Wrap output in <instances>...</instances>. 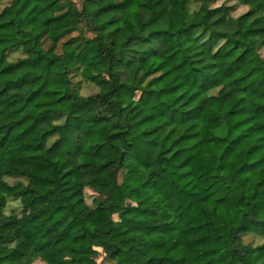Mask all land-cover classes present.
I'll return each instance as SVG.
<instances>
[{"label":"trees","instance_id":"obj_1","mask_svg":"<svg viewBox=\"0 0 264 264\" xmlns=\"http://www.w3.org/2000/svg\"><path fill=\"white\" fill-rule=\"evenodd\" d=\"M5 1L0 76L60 72L0 83V264H102L87 245L105 264H264V244L244 240L264 239V0L195 12L194 0ZM74 71L98 93L84 97ZM210 108L224 134L202 138ZM211 145L217 162L200 172ZM74 174L58 205L36 210ZM209 204L236 209L239 226Z\"/></svg>","mask_w":264,"mask_h":264},{"label":"rangeland","instance_id":"obj_2","mask_svg":"<svg viewBox=\"0 0 264 264\" xmlns=\"http://www.w3.org/2000/svg\"><path fill=\"white\" fill-rule=\"evenodd\" d=\"M7 4V1L3 2L0 4V10ZM223 4H230V5H234V3L228 1V0H218L217 2H212L211 3V7H217V6H221ZM201 7V3L199 2V0H194L191 5H190V10L192 12L197 11L199 8ZM237 11V10H236ZM246 11V10H245ZM243 11H239L238 13L235 12L234 14H242L245 12ZM233 14V15H234ZM261 54L264 57V49L261 50ZM19 58L18 54H15L12 59L16 60ZM35 70L38 73H47L49 72L52 77H56L58 75V73L60 72V64L55 65L54 67H49L47 65L46 62H42L39 64H34L29 68H24L22 71H20L21 69H17V70H9L6 71L5 73H3L0 76V83H2L4 80L6 79H11L14 78V76L18 75L19 73L23 72L24 70ZM88 70L91 71V69L88 68ZM90 71H88V73H90ZM71 77L76 85V89L79 90V92L84 96V97H90L93 96L95 94L98 93V88L93 85L92 83H89L88 81H86L83 77H82V73L81 71H74L71 73ZM214 109V108H213ZM212 108L208 109V112L205 113V115L203 116L200 124H199V128L201 131V135L202 138H208L211 135H217V136H222L224 134V128L218 125H214L211 124L208 119L207 116L210 114L211 111H213ZM70 142H71V138H70ZM14 144V143H13ZM220 146L219 145H211L210 147V153L209 155H207V160H206V165L205 166H200L198 169L199 171H203L205 169H207V167L214 165L217 160L216 157L218 155V151H219ZM77 148L75 143H70V152H74L76 153ZM235 161V160H234ZM234 161H232L231 163H234ZM236 163V161H235ZM234 163V164H235ZM234 164H230L228 166V170H227V174H229L232 170H233V165ZM39 173L44 176V177H48L50 179L55 180V177L53 176V169H39ZM15 179H9L10 183H13ZM79 184V178L77 175H73L69 178H67L63 185L58 186L57 192L46 202L44 203H39L36 206V210H42V209H50L55 207L56 205H58L62 198H61V193L63 190H69V189H73L76 186H78ZM98 198V195L90 190V189H86L85 190V199L86 202L89 206H93V202L95 199ZM77 199V198H75ZM205 209L209 212L215 213L217 220L220 223H225L228 225H234V226H239L240 224V220L238 217V211L234 208H230V207H224V206H218L215 204H209L205 206ZM20 204L17 201H11L10 204L8 205L7 208V213L10 214L12 212H16V213H20ZM260 214L261 217L264 218V194H263V198H262V206L260 209ZM94 218H96L97 220H104V216L100 215L98 213H96L94 215ZM193 225H197L198 222L193 221L192 222ZM211 234V228H205L199 232H197L196 236L199 239H203L205 237H208ZM245 243L248 245H251L253 247H257L260 246L262 244H264V239H261L255 235H248L244 237ZM87 247L91 250V252L89 253V256H91L92 258H94L98 263H104L105 257H106V253L100 249L97 248L93 245H87ZM144 253L147 254H152L153 252H156L157 249L156 248H149L146 247L144 248V250H142ZM73 256H79V255H75L73 253H70L69 251L60 253L57 258H71ZM35 264H44L43 262H36Z\"/></svg>","mask_w":264,"mask_h":264}]
</instances>
